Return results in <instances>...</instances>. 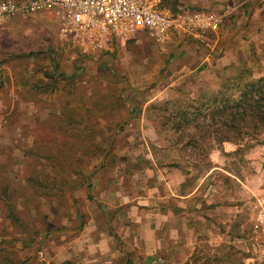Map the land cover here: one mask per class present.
<instances>
[{
    "label": "rangeland",
    "instance_id": "obj_1",
    "mask_svg": "<svg viewBox=\"0 0 264 264\" xmlns=\"http://www.w3.org/2000/svg\"><path fill=\"white\" fill-rule=\"evenodd\" d=\"M183 1L153 0L157 9L169 13L190 8ZM6 26L9 30L0 33V72H32L33 76L27 81L30 88L18 95L22 104L0 112V264H27L44 247L45 235L79 226L78 201L72 192L101 166L114 129L131 113L132 118L115 135L104 164L87 181L106 167H118L144 185L146 168L174 166L188 175L183 189L188 191L216 165L221 170L213 171L202 185L206 187L202 211L243 199L245 206L235 229L242 230L244 246L212 240V233L223 231L216 224L211 232L205 228L198 235L195 251L185 264H264L263 241L253 229L257 198L263 196L255 190L256 177L264 169V135L255 142H242L237 152L225 153L223 145L222 151L209 150L208 135L189 129L182 141L190 136L195 150L188 153L181 144L170 145L178 133L165 123L171 120L163 111L166 101L216 89L224 76L251 72L254 66L244 62L218 69L209 55L193 72H180V56L167 57L183 38L200 42L201 38L187 35L160 44L142 33L113 51H95L59 39L57 22L48 16L15 17ZM220 48L213 52L219 53ZM63 72H68L66 77ZM49 85L57 89L51 100L58 107L54 112L49 108L38 111L37 102L49 103ZM37 89H45L40 99ZM170 112L176 110L170 108ZM194 134H201L200 138ZM239 134H234L236 139ZM123 150L124 155H119ZM214 152L217 161L212 159ZM245 178L250 191L241 195L235 179ZM261 186L264 190V180Z\"/></svg>",
    "mask_w": 264,
    "mask_h": 264
},
{
    "label": "crops",
    "instance_id": "obj_2",
    "mask_svg": "<svg viewBox=\"0 0 264 264\" xmlns=\"http://www.w3.org/2000/svg\"><path fill=\"white\" fill-rule=\"evenodd\" d=\"M183 2L190 5L191 10L223 12V23L225 18L228 20L217 32L201 38L200 42L183 38L174 46L167 59L177 53L183 62L180 63V72H193L196 65L206 63L210 55L218 69L246 62L254 66L251 70L255 72L254 76L264 77V0ZM7 30L9 26L5 24L0 33ZM237 31V35L223 50V44ZM142 33L145 32L138 31L127 41L115 39L109 50L118 49ZM181 36L186 35L172 33L165 43H171L175 37ZM218 48L219 53L213 52ZM193 62L195 67L192 68ZM63 73L65 77L68 74ZM30 75L33 76L32 72H0L1 113H6L15 103L21 102L18 95L30 88L27 82ZM44 90H36L37 99H40V93ZM47 92L49 103L37 102L36 107L38 111L49 108V111L54 112L58 104L51 98L56 97L57 89L49 85ZM34 121L41 120L35 118ZM233 150L234 147L230 146L225 149V153ZM147 152L150 157L153 156L149 148ZM119 155H124V150ZM216 157L214 152L212 159L217 161ZM217 170L221 169L213 165L192 189L184 191L185 183L189 181L188 175L174 166L154 165L146 168L144 185L137 184L136 175H126L118 167L111 170L106 167L91 181H86L83 188H76L72 192L78 201L79 226L46 236L44 247L27 264H185L195 251L198 235L205 228L211 232L216 224L222 225L223 231L212 233V240L219 238L227 245L242 248L245 237L240 227L235 229V226L245 206L243 199L235 205L222 202L208 206V213L202 211L204 200L201 197L206 188L202 185ZM245 179H235L241 186V195H248L250 191L248 180ZM263 180L264 169L256 177L255 192L263 193L262 197L257 198L259 203L264 202V190L261 189Z\"/></svg>",
    "mask_w": 264,
    "mask_h": 264
},
{
    "label": "built area",
    "instance_id": "obj_3",
    "mask_svg": "<svg viewBox=\"0 0 264 264\" xmlns=\"http://www.w3.org/2000/svg\"><path fill=\"white\" fill-rule=\"evenodd\" d=\"M35 15L56 21L59 39L95 51L108 50L115 39L130 40L140 30L160 44L172 33L204 38L217 32L225 17L220 12L197 9L163 12L153 0H0V29L15 17ZM253 229L262 238L264 249L262 203Z\"/></svg>",
    "mask_w": 264,
    "mask_h": 264
},
{
    "label": "trees",
    "instance_id": "obj_4",
    "mask_svg": "<svg viewBox=\"0 0 264 264\" xmlns=\"http://www.w3.org/2000/svg\"><path fill=\"white\" fill-rule=\"evenodd\" d=\"M244 71L224 76L216 89L201 90L193 98L185 93L184 100L164 102L163 111L171 120L165 123L178 133L170 145L181 144L188 153L195 150L190 136L182 141L189 129L208 135L209 150H221L223 145V149L235 146L233 151L237 152L242 142L258 141L264 135V77L254 78L253 72ZM177 91L181 94L180 89ZM170 108L176 112L169 113ZM240 132L236 139L234 134ZM201 134L194 136L200 138Z\"/></svg>",
    "mask_w": 264,
    "mask_h": 264
},
{
    "label": "water",
    "instance_id": "obj_5",
    "mask_svg": "<svg viewBox=\"0 0 264 264\" xmlns=\"http://www.w3.org/2000/svg\"><path fill=\"white\" fill-rule=\"evenodd\" d=\"M237 33H238V31L237 32H235V33H233L227 40H226V42L223 44V50L225 49V47L230 43V41L237 35ZM193 40H195V39H193ZM196 41V40H195ZM204 48V47H203ZM132 113L129 115V117H128V119L127 120H125V121H123V122H121L120 124H118L117 126H116V128L114 129V131H113V133H112V135H111V137H110V142H109V145H108V148L106 149V151H105V153H104V155H103V161H102V163H101V166L104 164V159H105V157H106V155H107V153H108V151H109V149H110V147L112 146V143H113V140H114V137H115V135L117 134V132L132 118ZM101 166H99L98 168H95L94 170H92L91 172H89L86 176H85V178L81 181V183H80V185L78 186V187H76V188H81L84 184H85V182L87 181V178L90 176V175H92L97 169H99ZM75 188V189H76ZM74 191V190H73ZM52 233H54V232H52ZM46 238V235L42 238L43 240ZM37 253H38V249L36 250V252H35V254H34V256L30 259V260H32L34 257H35V255H37ZM29 260V261H30Z\"/></svg>",
    "mask_w": 264,
    "mask_h": 264
}]
</instances>
